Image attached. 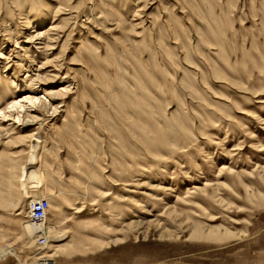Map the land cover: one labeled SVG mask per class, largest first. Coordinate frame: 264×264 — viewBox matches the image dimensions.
Segmentation results:
<instances>
[{
    "label": "rangeland",
    "instance_id": "obj_1",
    "mask_svg": "<svg viewBox=\"0 0 264 264\" xmlns=\"http://www.w3.org/2000/svg\"><path fill=\"white\" fill-rule=\"evenodd\" d=\"M134 1L75 0L52 51L69 78L62 70L50 85L75 87L43 131L55 152L41 164V197L48 225L65 234L52 244L63 249L54 261L264 264V0H142L133 17ZM38 3L32 13L45 26L54 3ZM24 11L0 14V35L8 27L24 41ZM10 58L5 94L16 73ZM24 77L17 71L14 87ZM6 143L0 199L30 197L27 213L32 183ZM205 183L223 203H185L186 190ZM24 220L0 207V248L17 256L0 264L35 263L40 246Z\"/></svg>",
    "mask_w": 264,
    "mask_h": 264
},
{
    "label": "bare ground",
    "instance_id": "obj_2",
    "mask_svg": "<svg viewBox=\"0 0 264 264\" xmlns=\"http://www.w3.org/2000/svg\"><path fill=\"white\" fill-rule=\"evenodd\" d=\"M38 1L39 0H7L3 7V0H0V14L3 16L5 15L6 18L15 8L18 9V11L20 10V12L24 11L25 6L28 9L25 15L19 13V17H24L22 24V26H24V32L23 34L21 33L25 36L24 41L18 43L19 36H17L14 30L7 29L8 27L4 31L5 35H0L1 37L7 38H5V40L2 39L4 42L2 40L0 41V59L5 61L2 63L3 66L0 68V73L6 72L5 69L8 68L7 63L12 62L10 61V57L17 60L12 64L14 69H16V73H12L10 78L5 77V82L9 83L8 92L5 94L4 91H0V102H2L0 103V140L4 139L8 146H13V159L22 162L26 170L27 175H25V178H22L27 179V181L30 179L32 183L31 189L34 191V199L32 198L27 205L37 200H45L41 197L40 191L44 186V179L41 175V164L46 156H50L55 151L53 149H47L45 146L49 138L46 137L43 131L45 128L50 127L48 123L55 121L59 114V109L65 107V100L68 99V95L73 94L71 91L75 88L73 84L74 80L72 79L71 84L67 82V80L60 86L54 88L50 85L56 82L62 70H66L64 79L69 78V70L66 68L62 69V54L60 53L55 56L52 51L55 50V47L58 45L61 38L60 35L65 33L67 22L73 19L72 13L77 9L70 7L71 12L68 11L69 14H65V11L75 0H51L54 6L52 9L48 10V14H51L52 21L49 24H45V26H43V23L46 21L39 23L38 20H35L37 18L36 14L32 13V10H35V8L32 7L39 4ZM134 3H136V0ZM146 7L147 4H142V0L137 2L133 11V17L140 16L141 14L139 13L141 11L143 12ZM64 15L68 17L59 21V16ZM69 16H71V18ZM2 18L3 17H0V24L2 23L3 26L5 25L3 24L5 20ZM57 21H59V23H57ZM134 28H137V24L134 25ZM103 29L104 31L108 30L106 27H103ZM68 38L69 36L67 35L62 47L65 46ZM5 41L10 43L11 46H14V50L9 49L7 51ZM16 49L18 52H15ZM37 59H41L42 62L36 63ZM49 68H51V70H48ZM20 70L25 72V77L22 81H18V84L14 87V81L11 80V78L13 79L15 75H17V71ZM6 88L7 86L5 85L4 89ZM15 95H17V97H15ZM262 125H264V123H262ZM251 135L250 133L249 136L251 137ZM51 140L54 141V138ZM240 144H238V146H240ZM184 145H187L186 139H184ZM236 149L238 151L239 147ZM15 167L16 164L13 165V168ZM223 170L231 172L229 167L222 166L219 173ZM20 180L22 181L23 179ZM208 189L209 187L206 183L201 188L193 186L192 189H187L186 197L189 198V200H186L185 203L190 204L188 202L191 201V198L198 199L202 196L204 200L199 198L201 202H205V199L209 201L211 198L212 201L215 200L216 203L222 204L223 200L221 198L217 199L215 195L209 197L211 193L208 195ZM190 190L192 191L190 192ZM28 199H30L28 196L20 197L15 200L12 198L0 199V207L2 209H12L16 217H22V219L27 217V221L24 220L25 224H23L21 228L28 239H35L40 246V248L37 249L40 253L36 252L37 258L34 264H57V262L54 261L55 255L63 249L61 246L52 247V244H57L65 240V234L57 233L53 226H50V224L48 225L47 216L49 209L41 222L33 223L29 218V209L27 213H25L22 207ZM75 210V214L81 212L80 208ZM40 238L44 239L43 244L39 243ZM31 244H33V242H30V245ZM47 244H49V246ZM52 248L57 249L54 254H51ZM41 252L44 253L41 254ZM8 257L17 258L15 252L9 248H0V260H4Z\"/></svg>",
    "mask_w": 264,
    "mask_h": 264
},
{
    "label": "built area",
    "instance_id": "obj_3",
    "mask_svg": "<svg viewBox=\"0 0 264 264\" xmlns=\"http://www.w3.org/2000/svg\"><path fill=\"white\" fill-rule=\"evenodd\" d=\"M29 218L33 223H39L41 222L47 213V210L49 209V204L45 200H37L35 202H32L29 206ZM39 243L43 244L44 239L40 238Z\"/></svg>",
    "mask_w": 264,
    "mask_h": 264
}]
</instances>
